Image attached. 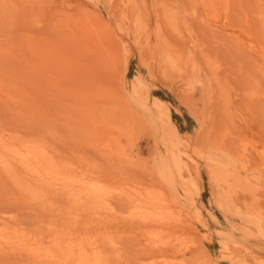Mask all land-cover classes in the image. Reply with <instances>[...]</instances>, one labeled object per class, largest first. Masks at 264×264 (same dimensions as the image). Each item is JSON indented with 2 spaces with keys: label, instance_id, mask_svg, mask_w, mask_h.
Returning <instances> with one entry per match:
<instances>
[{
  "label": "rangeland",
  "instance_id": "obj_1",
  "mask_svg": "<svg viewBox=\"0 0 264 264\" xmlns=\"http://www.w3.org/2000/svg\"><path fill=\"white\" fill-rule=\"evenodd\" d=\"M0 264H264V0H0Z\"/></svg>",
  "mask_w": 264,
  "mask_h": 264
}]
</instances>
